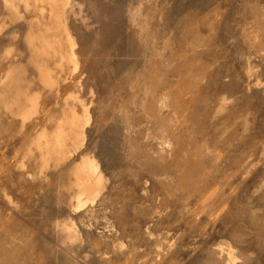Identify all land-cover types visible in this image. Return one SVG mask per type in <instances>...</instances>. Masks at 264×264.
<instances>
[{
	"label": "rangeland",
	"instance_id": "374dc122",
	"mask_svg": "<svg viewBox=\"0 0 264 264\" xmlns=\"http://www.w3.org/2000/svg\"><path fill=\"white\" fill-rule=\"evenodd\" d=\"M34 3L0 0V264H264V0Z\"/></svg>",
	"mask_w": 264,
	"mask_h": 264
},
{
	"label": "bare ground",
	"instance_id": "6f19581e",
	"mask_svg": "<svg viewBox=\"0 0 264 264\" xmlns=\"http://www.w3.org/2000/svg\"><path fill=\"white\" fill-rule=\"evenodd\" d=\"M35 3H34V7H35V10H39L41 7L42 4H46L48 5L50 8H51V11L54 15H56V11L57 9L60 7L59 3L62 1V0H34ZM4 3H5V6L7 8H10V9H16L17 8V5H16V0H4ZM41 4V5H40ZM26 6L27 7H30L32 6L31 3L29 2H26ZM43 11V10H42ZM57 16V15H56ZM60 20V17H57V22ZM34 37V36H33ZM67 39H68V42H69V45H70V50L71 52L73 53L74 52V48H75V41L73 42L70 38V35L69 33H67ZM34 41V40H33ZM32 42V44L35 42ZM30 42V43H31ZM34 46V44H33ZM46 47V46H45ZM35 49V48H34ZM54 51V50H53ZM41 52H39L40 54ZM42 53H46L45 50L42 51ZM58 53V52H57ZM38 54V55H39ZM73 54H71V59L73 60ZM71 61V60H70ZM4 92V90H3ZM6 93V92H4ZM31 102V105L33 107V109L35 108L34 106L36 105L35 102L36 100H30ZM21 106V105H20ZM87 112V111H86ZM88 113V112H87ZM75 117V116H74ZM80 120H78L76 123H72V126H71V129H70V138H72V140H74L76 142V144H78L80 142V140L83 138L84 136V133H85V128L81 125V123L79 122ZM60 133L53 138V140L51 142H48V144L50 146H53L55 148H62L65 144H66V141L68 139V136L67 135H64V131L61 132L59 131ZM81 168V165L80 167ZM82 172L84 173V178H81V182L80 184V188H82V192L86 191V192H90V197H92V194L95 193V198L98 196L99 192H100V189H101V186H102V183H103V176H102V173L100 171V167L98 165V163H96L94 160H88L84 163L82 169ZM78 171V173H77ZM75 174H79V173H82L81 171L79 172V170H77ZM82 173V174H83ZM77 176V175H76ZM81 176V175H80ZM78 177V176H77ZM80 178V177H79ZM79 178H76L79 179ZM79 182V181H78ZM77 184V183H76ZM77 185V186H78ZM79 189V188H78ZM85 192V193H86ZM79 196L77 197V210L81 211L85 208V206L87 205V201L88 200H84L83 199V193H78ZM87 197V196H86ZM89 197V200L91 202H94L95 198H90ZM94 197V196H93ZM88 198V197H87Z\"/></svg>",
	"mask_w": 264,
	"mask_h": 264
}]
</instances>
